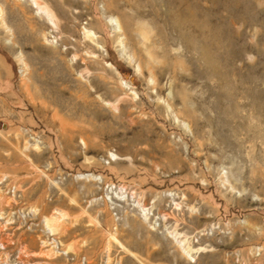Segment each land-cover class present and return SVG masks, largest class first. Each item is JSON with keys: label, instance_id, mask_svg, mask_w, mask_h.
<instances>
[{"label": "rangeland", "instance_id": "rangeland-1", "mask_svg": "<svg viewBox=\"0 0 264 264\" xmlns=\"http://www.w3.org/2000/svg\"><path fill=\"white\" fill-rule=\"evenodd\" d=\"M35 2L0 0V264H264V0Z\"/></svg>", "mask_w": 264, "mask_h": 264}, {"label": "bare ground", "instance_id": "bare-ground-1", "mask_svg": "<svg viewBox=\"0 0 264 264\" xmlns=\"http://www.w3.org/2000/svg\"><path fill=\"white\" fill-rule=\"evenodd\" d=\"M33 1V3H35L36 4V2H35V0H32ZM37 6H38V8L39 9H43V6H40V5H38L37 4ZM44 10L46 11V9L44 8ZM47 12V11H46ZM116 22V21H115ZM117 23V22H116ZM115 23V24H116ZM117 28H118V25L116 26ZM89 35L88 36H91V38L93 39V35L90 33V32H87ZM126 80V79H125ZM129 81L131 82L132 80L131 79H129ZM123 82V81H122Z\"/></svg>", "mask_w": 264, "mask_h": 264}]
</instances>
